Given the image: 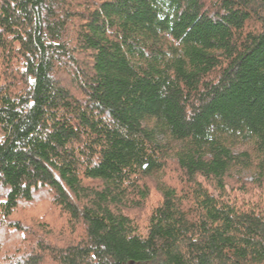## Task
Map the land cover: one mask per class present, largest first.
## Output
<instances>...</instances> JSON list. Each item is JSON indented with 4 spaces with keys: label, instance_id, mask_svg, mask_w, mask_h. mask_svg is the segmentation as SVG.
<instances>
[{
    "label": "trees",
    "instance_id": "obj_1",
    "mask_svg": "<svg viewBox=\"0 0 264 264\" xmlns=\"http://www.w3.org/2000/svg\"><path fill=\"white\" fill-rule=\"evenodd\" d=\"M0 264H264V0H0Z\"/></svg>",
    "mask_w": 264,
    "mask_h": 264
},
{
    "label": "rangeland",
    "instance_id": "obj_2",
    "mask_svg": "<svg viewBox=\"0 0 264 264\" xmlns=\"http://www.w3.org/2000/svg\"><path fill=\"white\" fill-rule=\"evenodd\" d=\"M255 193L260 196L259 191L256 190ZM237 194L239 195V199H241V193H237ZM40 198H41V196H40ZM250 200L247 198V200H245V202H248V203H251V204L256 202L254 199H252L251 201ZM30 210H31V207H29V206L24 207V209L22 210L21 217H23L24 219H29L30 215L33 214V212H31ZM39 211H42V209L39 210Z\"/></svg>",
    "mask_w": 264,
    "mask_h": 264
}]
</instances>
